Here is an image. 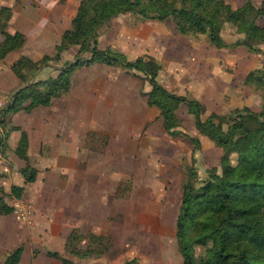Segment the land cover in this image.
I'll return each instance as SVG.
<instances>
[{
  "label": "crops",
  "instance_id": "0c3cea01",
  "mask_svg": "<svg viewBox=\"0 0 264 264\" xmlns=\"http://www.w3.org/2000/svg\"><path fill=\"white\" fill-rule=\"evenodd\" d=\"M241 1L235 5L231 0L225 3L237 9L243 5L244 0ZM79 2L0 0V8L12 10L8 33H21L26 39L20 51L0 63L3 92L10 96L20 87L11 72L12 64L21 56H39L35 49L29 52L27 45H39L53 32L60 41L63 32L70 28ZM260 23L264 26V22ZM243 33L232 32V39L222 42L231 44ZM105 34L98 38L100 50L114 49L130 62L153 60L158 68L157 80L163 77V82H158L169 92L201 103L206 113L222 114L230 108L252 109L260 104L254 86L246 85L245 80L256 71L264 74V45L259 46L260 54L243 47L217 49L205 35L192 33L185 53V49L180 50L179 33L175 30L164 34L162 22L119 17L110 23ZM180 52H184L182 61L187 62V73H181ZM60 67L43 68L34 82L54 80ZM147 83L119 65H83L73 70L66 94L53 99L47 107L6 114L1 119L0 200L10 206L16 199L10 188L21 187L20 199L32 206L33 216L25 224L17 222L12 214L0 216V260L4 262L22 247L19 264H60L47 252L66 256L64 244L74 230L110 237L111 249L116 247L115 235L125 241L129 234L176 233L180 198L176 195L177 213L165 219L167 206L163 208V197L171 196L164 194V189L160 191V184L155 182V172L162 169L164 142L168 151L175 138L165 133L158 111L148 106ZM193 132L198 133L195 127ZM22 133L27 137V161L14 153ZM176 163L172 167L179 169V162ZM26 166L36 172L35 181L28 184L20 173ZM147 170L150 173L143 188L148 192V205L133 209L131 189L126 183L130 184L132 172ZM142 242L154 244L150 236ZM175 252L173 259L147 254L143 261L183 264L178 249ZM76 263L111 264L101 260Z\"/></svg>",
  "mask_w": 264,
  "mask_h": 264
},
{
  "label": "trees",
  "instance_id": "16d2710c",
  "mask_svg": "<svg viewBox=\"0 0 264 264\" xmlns=\"http://www.w3.org/2000/svg\"><path fill=\"white\" fill-rule=\"evenodd\" d=\"M253 2L244 0L241 7L233 9L218 0H145L139 7L132 0H80L70 28L61 35L53 57L44 56L33 62L21 56L12 64L11 71L20 87L10 95L0 121L3 123L1 119L6 114L30 113L37 107H47L53 99L66 94L71 74L79 66L93 63L119 65L134 77L145 78L150 86L147 104L158 111L168 136L186 138V134L178 130L176 116V111L184 106L193 116L194 127L200 135L221 146L235 148L240 156L233 169H227L221 175L215 169L209 170L198 187L196 176L192 174L191 180L182 186L175 222V238L182 263L264 264V74L256 71L245 80L246 85L259 91L258 111L234 109L228 117L211 114L203 121L205 108L201 103L171 94L157 82L158 68L153 60L130 62L114 49L100 50L96 34L97 27L124 14H137L143 20L160 22L174 18L176 31L180 34L191 31L207 36L217 49L243 47L250 53L260 54L259 46L264 45V26L260 24L264 22V5L257 8ZM148 10L157 12V16L149 15ZM11 15L10 8H0V62L10 53L20 51L26 43L21 33L7 32ZM224 24L242 29L243 35L231 44L216 39L215 32ZM73 48H77L73 61L65 62L54 80L34 82L37 73L50 62L61 61ZM190 141L194 148L199 147L197 140L192 138ZM27 146V137L22 133L14 153L23 161L28 160ZM20 173L26 184L35 181L36 172L29 166ZM22 192L21 187L10 188V194L16 199L21 198ZM196 206L200 216L193 219ZM9 214H12L11 205L0 200V216ZM111 246L108 236L74 230L65 241L64 252L79 259L98 260L110 252ZM198 247L202 250L200 255L195 254ZM22 253L23 248H17L3 264H19ZM47 256L60 264H76L57 252H47Z\"/></svg>",
  "mask_w": 264,
  "mask_h": 264
},
{
  "label": "rangeland",
  "instance_id": "374dc122",
  "mask_svg": "<svg viewBox=\"0 0 264 264\" xmlns=\"http://www.w3.org/2000/svg\"><path fill=\"white\" fill-rule=\"evenodd\" d=\"M132 1L136 7H139L145 3V0H132ZM218 1L226 2L229 0H218ZM236 1L237 0H231V2H233L232 4L234 5ZM253 1H254L253 3L255 7L257 8L264 5V0H253ZM240 2L242 1L240 0ZM148 14L157 16L158 13L152 10H148ZM118 17L123 18V19H142L137 14H134V15L124 14V15L117 16L113 18L112 20L106 22L101 27L96 28V34L98 35V38L101 35H106L105 33L107 32L110 23ZM154 20L158 21L156 19ZM162 23H163V33L164 34L168 33L167 35H169L175 32L176 23H175L174 18L166 19ZM238 30L239 32L243 31L242 29H238ZM238 30L234 29V27L228 24H224L220 30L215 32L214 37L216 39H219L220 41L222 40L224 41L227 39L231 40L232 37H230V34L232 32L235 33ZM53 33L49 36L48 39H43L39 45L38 44L34 45V43H30L27 45L29 52L35 49L38 53L37 55H39L37 57H28L31 61L37 62V61H40L44 56H49V57L54 56L55 47L59 44V36L58 34L56 33L53 34ZM192 33L195 34L194 32H191V31L186 32L185 34H180V33L178 34L180 50L181 48L183 49L187 48L186 45H189L190 43L189 39ZM234 38H236V35L234 36ZM207 40L210 42L208 37H207ZM76 51H77V48H73L72 51L68 53L67 56H65L61 61H59L58 63L50 62L49 64L52 66H62L65 62H71L73 61ZM186 52H187V49H185V53ZM183 53L181 52L179 53V58H178L180 62L179 65H180L181 73L182 72L187 73L188 65H186L187 62L182 61ZM84 58H87V56H84ZM140 79H142V81L147 83V80L145 78H140ZM158 81L163 82V77L161 76V78L157 80V82ZM160 85H162V83ZM163 88L165 87L163 86ZM166 90L168 92L170 91V89H166ZM0 91L2 90L0 89ZM169 93L179 96L176 93H172V92H169ZM258 94H259V91H257V97H258ZM6 95L10 97L8 94ZM258 106L260 108V104L259 105L257 104V106H252V109L255 111H258L259 110ZM233 109L230 108L228 110H224V112H221L222 114H220V111L219 113L218 112L216 113V111L214 113L205 112L204 115L202 116V120L204 121L211 114L228 117L231 111H233ZM238 109L240 108L238 107ZM188 115L189 114L187 113V110L184 106H181L176 111V116L179 120L178 130L186 134V138L173 137L175 139H172V142L170 144L171 148H169L168 151L166 150L167 149L166 142H164V151H163V156H162L163 159L161 163L162 169L159 171V173L158 171L155 172L156 177H157L155 178V182H158L160 184L159 186L160 191L164 189L163 193L171 196L170 199H167V197H163V202H162V204H164L163 208H165V204L167 206L165 210V213L167 215L165 219L167 220H169L173 215H175V213H177L176 202H175L176 195L177 197L181 199L182 186L188 180H191L190 177L192 174H195L196 176V181H197L196 186L198 187L205 180L207 176V172L209 170L215 169L217 174L221 175L225 170L233 169L234 167H236L238 164V160L240 158L239 153L237 152L235 148L221 146L217 144L213 139L200 135L199 133L193 132L194 118L193 116L191 115L188 116ZM1 117H2V114L0 115V118ZM216 124L219 125V122L216 121ZM192 138L197 140L199 143V147L197 149L194 148V145L190 141V139ZM172 159H176V162L177 161L179 162V169L172 167V166H177L176 162H170L172 161ZM149 173H150L149 170L132 172L130 179H128V181H130V184L126 183L129 187L124 185L125 187L131 189L130 191H131V196L133 199L131 203V207L133 209L137 208L138 205L142 206L143 208L147 207L148 205L147 197L145 198V195H147L146 193L148 192H145L144 188L146 185L145 181L147 180V176H149ZM199 216H200V212L198 211V208L196 206L193 211L192 218L197 219ZM174 235H175V232L174 233L165 232V234L163 235H158V234L149 235L148 234L145 236H142V234H135V235L129 234L125 236L126 238L125 241L119 235H115L114 239L116 241V247L111 249L110 252L106 256H104V258H101L98 260H101L102 263H105V261H107V262H110L111 264H142V263L144 264L143 260L147 259V254L150 257L152 254H155L156 258H159V257L163 258L167 256L173 259L175 258L174 254L176 253L175 251L177 249V243H176ZM146 236H150L153 239L154 241L153 245L152 244L146 245L142 242ZM135 237H138V238L141 237L142 240L140 241L138 239H135ZM158 238L161 239V242L160 240H158ZM82 245L86 246V243ZM159 245H161L162 248H160ZM201 251H202L201 248L198 247L195 249V254L200 255ZM68 257L71 260L73 259L72 261L74 263L79 262V261H84V262L98 261L95 259H79V258H75L71 256H68ZM2 262L3 260H0V264ZM76 264H81V263H76Z\"/></svg>",
  "mask_w": 264,
  "mask_h": 264
},
{
  "label": "built area",
  "instance_id": "2783aa9c",
  "mask_svg": "<svg viewBox=\"0 0 264 264\" xmlns=\"http://www.w3.org/2000/svg\"><path fill=\"white\" fill-rule=\"evenodd\" d=\"M10 97L0 91V115L7 108ZM6 171V170H5ZM12 215L19 223H30L33 216L32 206L24 200L14 199L11 204Z\"/></svg>",
  "mask_w": 264,
  "mask_h": 264
}]
</instances>
